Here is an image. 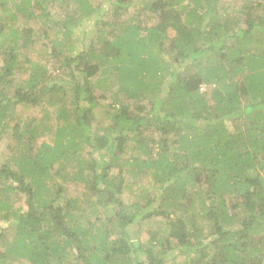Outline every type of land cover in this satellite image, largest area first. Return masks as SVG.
I'll list each match as a JSON object with an SVG mask.
<instances>
[{"label":"trees","instance_id":"obj_1","mask_svg":"<svg viewBox=\"0 0 264 264\" xmlns=\"http://www.w3.org/2000/svg\"><path fill=\"white\" fill-rule=\"evenodd\" d=\"M73 1L0 0V264H264V0Z\"/></svg>","mask_w":264,"mask_h":264},{"label":"rangeland","instance_id":"obj_2","mask_svg":"<svg viewBox=\"0 0 264 264\" xmlns=\"http://www.w3.org/2000/svg\"><path fill=\"white\" fill-rule=\"evenodd\" d=\"M100 1L101 0H88V2H90V4L95 5V6H96L97 3H100ZM56 3H57V5L55 4V6L51 9V12L53 13V15L62 13L64 11L68 10V9L71 12H75L76 9L78 8L76 2H74L73 0H57ZM101 4H103V3H101ZM134 7L135 6H131L129 8L128 12L126 13L125 19L128 18V17H132L133 16L132 14H134L135 11L137 10ZM139 11H141V10H139ZM143 12H141V13H143V15L140 17L142 19L140 20V18H139L140 24L141 25L142 24H149V26L153 25V23L156 22L155 17L152 19L151 18V14L148 11H143ZM110 18H111L110 13H108V11H107V13L101 18L100 21L103 22L104 20H110ZM148 19H150L151 22H149ZM92 23H90V25L85 24L84 28L89 26V29H91L90 27H92ZM13 25L15 27H18V28H21V29H23L24 27H31V28H33L36 31V36L35 37L37 38V41H36V44L34 45L32 50H26L23 47L21 48L20 51H18V49L16 50L17 51L16 54L18 56V60L24 61L25 58H26V59H29V61L39 63L40 65H45L46 64L47 69H49L50 71H52V66L56 67V65L58 63H60V61H61L60 58L59 59L58 58L54 59L52 57L51 58L50 57L44 58V56L42 54H40V51H42L41 50L42 47L40 46V43H42L44 40L41 39V37H40V32L38 30V25L36 24V20L35 21L34 20H30L28 23H26L24 21V19H22V16L20 15L15 20ZM167 35L169 36V38L173 37L174 32L173 31H168ZM18 43H19V45L22 44V42L20 40H19ZM77 44H79V43H77ZM39 48H40V51H39ZM110 86H112V85H110ZM112 90L114 92L117 91L114 86H112ZM208 90L209 89L206 88L203 85L201 87V89H200V92L201 93H205ZM110 102H111L110 99L105 100V101L104 100L98 101V105H97L96 109H94L95 118H96L95 123H93L94 131L97 130V127H100L99 129L105 127V123L107 122V114H106L107 111H106V109L108 108L107 105H109ZM23 110H25V108H22V111ZM26 111L29 113L28 110H26ZM18 115L20 116V113H18ZM31 115L36 120H40V117L42 116V113L40 112V109H33L31 111ZM51 121L53 122V118L52 117H51ZM51 121H50V123H51ZM226 125L228 126V128H230L229 124H226ZM8 134H9V132H8ZM9 138H10L9 135L7 137H3V139L0 142V161L3 160L4 156L9 153V151L6 148V145L10 141ZM128 155H129V152H127L124 155V157H127ZM125 177L127 178V183H129L130 185L133 186L130 191H129V189L125 190L124 199L126 201H131L132 198L134 197L133 194L131 193V191H135L138 187L140 188L143 185L145 187H148L149 184L151 183L150 179L148 177H146V176L138 177V178H140V180L137 177L134 178V177H130V176H127V175H125ZM133 181H135L138 184H133L134 183ZM179 213L183 214L184 216H186V215L190 216V214H191L190 211L185 212V210H184L183 213L182 212H179ZM160 223H161V219L160 218H156L154 220H151L147 225L145 224V225H142L140 227V234L145 236V234L147 233V230L149 232H154L157 229V225L160 224ZM176 255H177V252L176 251H172V252H169L166 257L163 256V257H165V262H167L166 264H182L184 262L185 258H182V257L178 258V257H176ZM173 256H175L174 260L172 259Z\"/></svg>","mask_w":264,"mask_h":264}]
</instances>
